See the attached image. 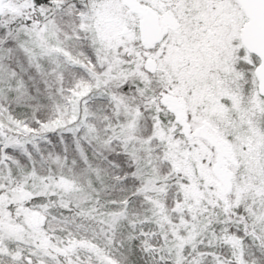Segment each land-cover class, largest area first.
Returning <instances> with one entry per match:
<instances>
[{
    "label": "snow or ice",
    "instance_id": "6c2138e0",
    "mask_svg": "<svg viewBox=\"0 0 264 264\" xmlns=\"http://www.w3.org/2000/svg\"><path fill=\"white\" fill-rule=\"evenodd\" d=\"M0 264H264V0H0Z\"/></svg>",
    "mask_w": 264,
    "mask_h": 264
}]
</instances>
